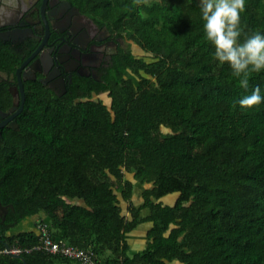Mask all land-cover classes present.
Returning <instances> with one entry per match:
<instances>
[{"label": "trees", "instance_id": "16d2710c", "mask_svg": "<svg viewBox=\"0 0 264 264\" xmlns=\"http://www.w3.org/2000/svg\"><path fill=\"white\" fill-rule=\"evenodd\" d=\"M68 1L131 48L100 86L60 98L27 84L17 128L0 130V264H81L40 249L39 225L101 264H264V101L239 104L257 86L264 96V71L240 87L196 0ZM245 4L240 43L264 35V0ZM9 102L0 84V110ZM143 224L146 248L131 255Z\"/></svg>", "mask_w": 264, "mask_h": 264}, {"label": "flooded vegetation", "instance_id": "af4514ba", "mask_svg": "<svg viewBox=\"0 0 264 264\" xmlns=\"http://www.w3.org/2000/svg\"><path fill=\"white\" fill-rule=\"evenodd\" d=\"M130 48L68 0H0V84L10 97L0 124L23 102L18 74L24 102L30 82L61 98L79 83L100 86L113 58ZM7 213L0 210L1 221Z\"/></svg>", "mask_w": 264, "mask_h": 264}, {"label": "clouds", "instance_id": "9594fccd", "mask_svg": "<svg viewBox=\"0 0 264 264\" xmlns=\"http://www.w3.org/2000/svg\"><path fill=\"white\" fill-rule=\"evenodd\" d=\"M245 0H200L206 38L214 47L215 58L227 63L240 87H249L251 73L264 71V35L256 32L242 43L240 16L245 11ZM264 101L259 86L239 100L243 108H251Z\"/></svg>", "mask_w": 264, "mask_h": 264}, {"label": "built area", "instance_id": "2783aa9c", "mask_svg": "<svg viewBox=\"0 0 264 264\" xmlns=\"http://www.w3.org/2000/svg\"><path fill=\"white\" fill-rule=\"evenodd\" d=\"M36 230L42 242L40 249H43L45 252L49 254H59L71 260L76 259L81 262V264H101L97 262L96 257L92 252H86L75 248L64 241L53 240L46 225H39ZM11 252L18 255L21 251L19 249H13Z\"/></svg>", "mask_w": 264, "mask_h": 264}, {"label": "crops", "instance_id": "0c3cea01", "mask_svg": "<svg viewBox=\"0 0 264 264\" xmlns=\"http://www.w3.org/2000/svg\"><path fill=\"white\" fill-rule=\"evenodd\" d=\"M142 190L143 189L141 188V186H137L135 189V192L133 195V202L136 205L142 204V201L140 198ZM175 199H176L175 196H169V197L163 198L162 202L164 204L171 205L174 203ZM144 213H147V212H144ZM149 228H150V225L143 224L127 236V241H128V245H129V249H130L129 253L131 255L141 253L146 248V245H147L146 233H147Z\"/></svg>", "mask_w": 264, "mask_h": 264}, {"label": "water", "instance_id": "95a60500", "mask_svg": "<svg viewBox=\"0 0 264 264\" xmlns=\"http://www.w3.org/2000/svg\"><path fill=\"white\" fill-rule=\"evenodd\" d=\"M18 73H19V71H18ZM18 80H19V86H20V88H21V92H22V94H21V96H22V101L24 102V93H23V90H22V83L20 82L19 74H18ZM23 102H22V104L20 105L19 109H18L17 111H15L14 114H12L7 120H5L4 122H2V123L0 124V130L3 129V128L7 125L8 122H11L10 124L7 125L8 128H11V129H16V128H17L16 121H14L13 119L16 118V116H18V115L20 114V112L22 111V108H23ZM7 115H8V113H6V112H0V117H1V118H5V117H7ZM0 210L3 211L4 213H6V207L3 206L1 203H0ZM5 251H6V253L9 254L10 256H12V257H14V258H18V259L22 260V261L25 263L23 257H21V256H19V255H17V254H13V253L11 252V249L9 248L8 245H5Z\"/></svg>", "mask_w": 264, "mask_h": 264}, {"label": "rangeland", "instance_id": "374dc122", "mask_svg": "<svg viewBox=\"0 0 264 264\" xmlns=\"http://www.w3.org/2000/svg\"><path fill=\"white\" fill-rule=\"evenodd\" d=\"M199 4H200V0H196ZM129 73H126V75H128ZM96 98H102L104 100V102H106L107 104L109 103V99L106 97L105 94H101L99 95L98 97ZM128 178H130V176H128ZM36 218L38 217H32V218H29V219H25V220H22L21 222H19V224L13 228L9 234H12V233H16V232H19V231H24V230H31L33 227H34V223H36Z\"/></svg>", "mask_w": 264, "mask_h": 264}]
</instances>
